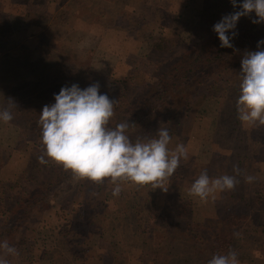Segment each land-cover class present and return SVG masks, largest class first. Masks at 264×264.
Wrapping results in <instances>:
<instances>
[{
	"label": "rangeland",
	"instance_id": "1",
	"mask_svg": "<svg viewBox=\"0 0 264 264\" xmlns=\"http://www.w3.org/2000/svg\"><path fill=\"white\" fill-rule=\"evenodd\" d=\"M233 11L230 0H0V109L8 107L9 98L16 105L13 120L0 121V180L17 184L18 191L0 202V228L6 210L33 187L21 173L33 169L36 179L42 178L35 170L42 152L38 121L62 87L77 84L85 89L99 83L101 94L119 102V123L130 119L122 115V107L146 98L148 92L154 96L151 105L165 95L183 98L193 90L196 100L189 103L191 109H179L178 116L148 130L144 138L139 131L130 135L133 142L149 139L160 126L167 127L169 148L180 143L187 148L188 158L166 182L167 192L126 183L119 197H113L114 186L107 183L104 196L110 206L99 225L103 233L85 237L88 231L82 230L77 247L60 235L61 226L73 218L72 206L64 203V214L56 208V216H40L30 209L14 246L19 255L8 257L10 264H208L213 255L229 249L237 251L241 264H264V126L238 119L241 63L227 76H218L214 87L210 82L198 87L182 84L165 93L161 82L174 63V75L183 71L181 78L188 67L184 61L192 62L199 73H209L205 65L214 70L208 60L216 55L219 41L213 26ZM247 18L252 23L255 13L237 24L246 27ZM249 29L235 35L233 48H224V59H242L246 52L258 50H248L252 45L243 33ZM176 78L172 76L170 84ZM123 83L120 93L116 87ZM123 94L128 98L122 99ZM234 166L242 172L234 190L216 193L207 203L189 195L202 172L210 178L235 175ZM245 175L254 176L255 182L246 183ZM19 176V182L13 181ZM64 197L59 201L65 202ZM114 199L118 205L110 202ZM116 207L121 212L117 219L112 216ZM11 217L0 231V241L10 242L18 234L8 237L18 215ZM111 243L118 252H111Z\"/></svg>",
	"mask_w": 264,
	"mask_h": 264
},
{
	"label": "clouds",
	"instance_id": "2",
	"mask_svg": "<svg viewBox=\"0 0 264 264\" xmlns=\"http://www.w3.org/2000/svg\"><path fill=\"white\" fill-rule=\"evenodd\" d=\"M234 11L222 17L213 26L221 48H233L231 40L237 34L235 29L242 17L255 13L253 24L264 23V0H230ZM238 9V10H236ZM231 33L232 35H228ZM264 40L257 44V51L246 52L241 60L239 73L240 94L236 102L238 119L242 124L264 126ZM55 103L45 105L38 124L41 128L42 152L38 161L42 165L52 163L70 172L74 182L90 181L102 185L106 181L113 185V197H119L123 184L143 188L168 191L166 182L180 166L182 159L188 158L183 143L175 149L169 148L171 136L167 127H159L149 139L137 138L135 142L127 134L130 124L121 122L110 127L117 101L100 93L99 83L85 89L77 84L62 87L54 95ZM8 107L0 109V121L7 124L13 120L12 109L16 105L12 98ZM235 175L210 178L202 172L192 183L189 195L207 203L215 200L216 193L232 191L240 183L242 174L234 166ZM246 183H254L255 177L245 175ZM91 195H96L92 193ZM239 237L240 233H234ZM19 251L8 240L0 241V264H10L8 257H17ZM208 264H241L238 253L229 249L224 254H216Z\"/></svg>",
	"mask_w": 264,
	"mask_h": 264
},
{
	"label": "trees",
	"instance_id": "3",
	"mask_svg": "<svg viewBox=\"0 0 264 264\" xmlns=\"http://www.w3.org/2000/svg\"><path fill=\"white\" fill-rule=\"evenodd\" d=\"M245 21H247L246 27H244L243 23L237 24L235 31L238 34L244 29L250 27V29L243 34L245 35L246 39L249 40V43L252 45V47H250L248 50H253L252 48L257 47L259 41L264 40V23L253 24L249 22L248 18ZM241 37L242 35L239 36L238 40H241ZM215 50H217L216 55L211 56L210 59H208L213 64L212 67H214V70L210 71V67L205 65V68L209 70V73H199L197 71V69L199 68L195 69L194 64L192 62H189L187 64L186 61H184V63L188 67L184 70L185 73L182 75L181 78L180 74L183 71L177 75H174V72L177 68V65H175L174 63V70L166 75L163 74L162 78L164 79L161 80V82H165V88L163 89V92L165 91L166 93L170 90V88L180 87L182 84L191 86L195 83L194 86L198 87L203 83L210 82L209 85L211 87L218 85V79H220L218 78V76L224 77V74L225 76H227L229 72L234 69L237 63V66L241 63L242 59L241 57L238 58L237 55H232L231 60L224 59V48L220 47V41H216ZM196 61H199L200 63L202 62V58L198 56ZM181 64H183V62H181ZM214 71L219 72L214 75ZM219 73H221L222 75ZM172 76H177V78L170 84V79L172 78ZM233 78L234 76L230 77L231 80ZM226 82H229V80L227 79ZM126 84L127 83H123L120 85L118 84V86L116 87L118 89V92L122 93ZM194 91L195 90L188 93L187 96H184L183 98H177L176 93H174L172 97H168L167 95H165L163 98L160 97L158 99H154L152 105L151 100L149 98H153L154 96L151 92H148L144 95V97L146 98H140L136 100L135 103H127L125 107H122L126 109L122 113V115L129 116L130 118L127 120L130 124V127L127 132L129 137L130 135L133 136L132 134H137V132L139 131L141 132V137L144 138V134H148V130L152 131L153 128L160 125L159 123L161 122L168 123L167 121L169 117L178 116L180 112L179 109H184V111L191 109L190 105H194L196 103L195 98L192 97ZM156 93L159 94L160 92L156 91ZM177 96L179 97L178 94ZM123 98H128V96L123 94L122 99ZM112 100H114V98ZM118 105L119 102H117L114 106V116L116 120H111L109 125L113 128L116 124L119 123L117 122L119 121ZM137 107H143L144 114H134L132 110ZM149 136L150 135H148L147 138ZM35 170L37 171L36 173L42 174V178L40 180H37L35 171H33V169H27L26 171H23L21 173V176H25L23 177L25 182L27 184L32 185L33 187L28 189L26 193L21 197V199L14 203L12 210H6V213L4 215L5 219L2 221V227L0 228V231L3 230L5 225L6 227L8 226L9 221L12 219V214L18 215V218L17 220H15V223H11L12 228L8 229V231L13 230L8 235V237L13 235L15 232H18V234H16V236L18 235V237L16 238L15 236V239L9 242L11 246L17 245V240L19 241L20 222L22 221V218H24L25 220L29 218V214L31 212L30 209H33L34 212H38L40 216L42 214L45 215L47 213H51L56 208L58 209V212H63L64 214V203H67L68 205L72 206L70 213L73 214V218L71 220L66 221V223L61 226L60 235L67 240L70 246L77 247V243L80 242V240L84 236L81 234L82 230L86 232L88 231V233L85 234V237H89L91 235L98 237L102 235L103 229L99 225L102 221L101 219L103 214L108 211V207L110 206L108 198L104 196V190L108 183L107 181L102 185H96L87 180L74 182L70 172H65L61 167H58L52 163L42 165L39 163L38 159L35 164ZM19 179L20 176L16 177L13 181L19 182ZM16 187L17 184L8 181L3 182L0 180V202L6 200L4 196L9 192L15 191V193L18 194ZM92 193H96V195L93 196L91 195ZM63 196H65V202H62L63 200L59 201V199ZM115 200L116 199L110 202H113L115 205H118V201ZM112 214V216L117 219L116 216H120L121 214L119 207H116V211L114 210ZM53 215L56 216V213L53 212ZM71 234H73L72 238L68 239L69 235ZM75 238L77 239V241H75ZM85 242L86 239L82 241V244H85ZM110 246L112 253H114V251L115 253L118 252L117 245L111 243ZM216 252L217 249L212 248V253L216 254Z\"/></svg>",
	"mask_w": 264,
	"mask_h": 264
}]
</instances>
